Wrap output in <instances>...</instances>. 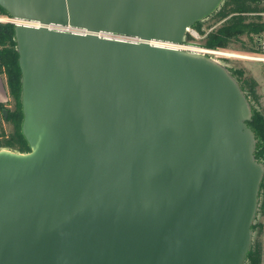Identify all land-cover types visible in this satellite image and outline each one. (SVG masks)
I'll list each match as a JSON object with an SVG mask.
<instances>
[{
  "label": "water",
  "instance_id": "obj_1",
  "mask_svg": "<svg viewBox=\"0 0 264 264\" xmlns=\"http://www.w3.org/2000/svg\"><path fill=\"white\" fill-rule=\"evenodd\" d=\"M222 2L0 0L26 22L30 146L0 149V264H244L264 179L252 105L174 46Z\"/></svg>",
  "mask_w": 264,
  "mask_h": 264
},
{
  "label": "trees",
  "instance_id": "obj_2",
  "mask_svg": "<svg viewBox=\"0 0 264 264\" xmlns=\"http://www.w3.org/2000/svg\"><path fill=\"white\" fill-rule=\"evenodd\" d=\"M264 0H223L221 5L212 14L214 24L221 23L218 28L206 32L203 28V20L195 22L192 26L198 33L206 34L205 45L209 47L228 48L232 43L240 42L242 50L260 51L258 37L264 32ZM0 14L9 13L0 6ZM10 16V15H9ZM247 36V40L241 37ZM194 37L188 34V40ZM236 77L242 89L252 105L253 115L248 125L254 131L257 144L255 157L264 162V110L261 107V95L257 90V80L251 76H245L242 68H229ZM0 74L5 78L9 100L0 102V149L9 148L19 152L30 151V146L22 131L24 119L22 106V74L19 65V53L15 39V25L0 22ZM13 105L10 109L9 105ZM8 110L5 117L3 110ZM11 123L12 128L8 130L5 123ZM264 189V179L261 184L260 193ZM264 207V206H262ZM258 233L263 232L261 224L253 223ZM263 242L255 239L247 254L244 264H263Z\"/></svg>",
  "mask_w": 264,
  "mask_h": 264
},
{
  "label": "rangeland",
  "instance_id": "obj_3",
  "mask_svg": "<svg viewBox=\"0 0 264 264\" xmlns=\"http://www.w3.org/2000/svg\"><path fill=\"white\" fill-rule=\"evenodd\" d=\"M0 18L2 19V20H0V22H2V23L8 22V23H12L15 25V22L11 20L12 17L9 15L0 14ZM263 19H264V13H263ZM220 24L221 23L214 24L213 19H211L210 17H206L203 19V28H204V30H206V32H209L213 28H218L220 26ZM191 29L192 30L190 32H188L186 37H185V44L191 45L192 47L197 48V49H219V47H209V46L205 45L206 34L203 35V34L198 33V31H197V34L193 35V31L195 29L194 28H191ZM263 33L264 32H262V34ZM188 34L193 36L194 39L188 40ZM241 38L243 40H247L246 35H243ZM228 48L232 51H242L240 42L232 43ZM210 56L213 57L214 59H216L217 61H219L220 63H222L223 65H225L227 68H242L245 71V76L254 77L258 83L257 90H258L259 94L261 95V107L264 110V62H254V61L243 60V59L234 58V57H228L227 58V57H222L220 55H215V54L210 55ZM4 80H5V78H4ZM9 108L12 109L13 105L12 104L9 105ZM6 110H7V108H6ZM7 116H8V114H7ZM5 126L8 130H11V128H12L11 123L6 122ZM262 206H264V189L260 193L259 208L257 211V215L255 217V220H254L255 224H257V225L261 224L263 226V232L261 234L258 233V230H259L258 226L255 230H253V241L255 239H260L263 242V246H264V207H262ZM263 264H264V251H263Z\"/></svg>",
  "mask_w": 264,
  "mask_h": 264
},
{
  "label": "built area",
  "instance_id": "obj_4",
  "mask_svg": "<svg viewBox=\"0 0 264 264\" xmlns=\"http://www.w3.org/2000/svg\"><path fill=\"white\" fill-rule=\"evenodd\" d=\"M0 20H2L0 18ZM12 21L15 22V24L17 23H26L23 22L21 20L12 18ZM10 20V21H11ZM54 29H58V30H63V31H74V29L67 27V26H59V25H54L52 26ZM192 29L190 28L188 32H190ZM197 31H193V35H196ZM115 38H119V36H114ZM177 47L184 49V50H190V51H198V52H202L208 55H220L222 57H234V58H239V59H243V60H249V61H254V62H264V33L261 34L258 37V46L260 48V51H232L229 48H219V49H197L192 47L191 45H187V44H180V45H176Z\"/></svg>",
  "mask_w": 264,
  "mask_h": 264
},
{
  "label": "crops",
  "instance_id": "obj_5",
  "mask_svg": "<svg viewBox=\"0 0 264 264\" xmlns=\"http://www.w3.org/2000/svg\"><path fill=\"white\" fill-rule=\"evenodd\" d=\"M8 99L6 82L4 77L0 74V102H6Z\"/></svg>",
  "mask_w": 264,
  "mask_h": 264
},
{
  "label": "bare ground",
  "instance_id": "obj_6",
  "mask_svg": "<svg viewBox=\"0 0 264 264\" xmlns=\"http://www.w3.org/2000/svg\"><path fill=\"white\" fill-rule=\"evenodd\" d=\"M174 46H176V45H174Z\"/></svg>",
  "mask_w": 264,
  "mask_h": 264
}]
</instances>
